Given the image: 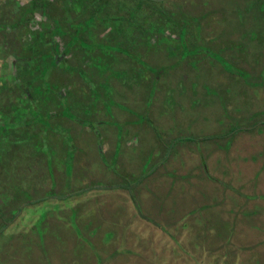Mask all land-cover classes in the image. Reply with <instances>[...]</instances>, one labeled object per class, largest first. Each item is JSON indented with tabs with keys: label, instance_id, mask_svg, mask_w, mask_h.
Returning <instances> with one entry per match:
<instances>
[{
	"label": "rangeland",
	"instance_id": "obj_1",
	"mask_svg": "<svg viewBox=\"0 0 264 264\" xmlns=\"http://www.w3.org/2000/svg\"><path fill=\"white\" fill-rule=\"evenodd\" d=\"M7 1L0 0V12L12 11ZM50 1L64 29L66 13L82 8ZM98 3L91 21L85 22L88 9L69 27L77 37L72 45L66 31L36 45L22 35L25 26L0 38V121L23 91H39L37 107L48 113L45 123L25 126L32 136L0 163V189H11L1 197L8 202L0 199V224L23 205L0 232V264H110L101 256L111 244L100 245L112 205H135L144 220L176 207L172 216L183 220L186 233L208 230L216 245L220 230L236 240L255 221L263 240L264 0ZM21 12L8 14L19 19ZM34 19L37 32L54 24L40 13ZM31 45L53 55L57 50L58 63L44 79L11 77L14 67L28 66L10 54H27ZM250 60L253 66L240 64ZM31 64L34 69L37 62ZM23 130L13 126L5 137H21ZM177 135L192 140L168 148ZM222 170H232V177ZM37 197L45 199L27 203ZM96 205L105 207L99 208L105 227L97 222ZM196 218L202 225L191 227ZM155 228L176 233L173 225Z\"/></svg>",
	"mask_w": 264,
	"mask_h": 264
},
{
	"label": "crops",
	"instance_id": "obj_2",
	"mask_svg": "<svg viewBox=\"0 0 264 264\" xmlns=\"http://www.w3.org/2000/svg\"><path fill=\"white\" fill-rule=\"evenodd\" d=\"M245 63L249 66L255 64L251 60L240 62V64ZM251 69L250 67L249 70H246L252 73L253 69ZM217 73L224 75L225 71L218 69ZM252 81L258 82L257 76ZM175 121L178 122V120ZM115 157H118V155ZM231 171L227 173L228 171L222 170L225 175L232 177ZM251 172L254 173V171ZM253 173L247 174L246 177L256 178V174ZM254 195L256 196L255 193ZM99 208L105 210L104 205H96V214L99 218L97 222L105 227L106 223L102 221L105 217L99 212ZM110 208L114 210L109 214L106 212L109 218L110 230L107 235L105 233L101 234L105 238L102 239L101 236L102 245H100L101 248L111 244L110 253L102 251V254L105 255L101 256L102 259L106 256L110 257V264H120L119 262L121 264H136L135 257H131L136 253L142 259L137 264H264V237H260L263 240L259 239L257 233L258 223L255 221L246 224L245 226L250 227V231L245 228V231L240 233L236 240L220 230L221 235L219 234V236L221 238L217 240L218 245H216L213 244L215 235L208 233V230L192 229L191 233H186L187 230L182 229L183 220L172 216V212L176 207H171L168 211L164 207V212L159 208L160 214L158 216L149 214L150 219L148 220L136 217L135 205H112ZM224 211L225 209H223ZM168 213L171 216L169 219L171 221L167 220ZM80 218H83L82 214H80ZM199 221V218L191 220V227L194 224L197 225ZM135 225L146 228L137 229ZM156 225L160 227L173 225L176 233L174 235L168 234L164 229L155 228ZM198 225H202V220ZM232 225L234 226V223ZM230 243L235 244L231 245ZM9 262L7 261V263Z\"/></svg>",
	"mask_w": 264,
	"mask_h": 264
},
{
	"label": "trees",
	"instance_id": "obj_3",
	"mask_svg": "<svg viewBox=\"0 0 264 264\" xmlns=\"http://www.w3.org/2000/svg\"><path fill=\"white\" fill-rule=\"evenodd\" d=\"M8 4H10L12 6V11L15 12L17 10H22L21 12V17L19 19L14 18V17H10V15L8 13L12 12L10 10H2L0 12V38H2V36L5 35H14L16 29L20 28L21 26H25L27 27V31L26 34H22L25 35V37L27 38H33V40L37 39V44L36 45H40V43L46 42L47 40L50 41H54L55 40V34L58 35V33H68L69 34V39L68 42L72 45L74 44V41L77 39V37H75V32H72L69 30V27L71 26V24L73 23L74 19L80 17L81 13L90 9L91 12L90 14L85 17L86 19V23L91 21L94 17L93 14H91L94 10L98 9V0H68L67 4L65 5V8L67 9L68 7H70L71 3L72 4H79L82 5V8L80 9V11L75 14V15H70L66 10V16L64 17L66 26L64 29V26L62 28V26L60 25V23H62V20H55L54 16H52V12H50L51 7H49V5L51 4L50 0H30V2L28 3V5H20L19 0H8L7 1ZM93 10V11H92ZM36 13H40L42 14L45 18H51L52 21L54 22V24H52L50 27H43L40 31L37 32V30H35L32 25L33 22H35L34 20V15ZM33 14V15H32ZM64 25V24H63ZM4 35V36H5ZM3 36V37H4ZM54 37V40H53ZM3 42L2 39H0V42ZM79 41V40H78ZM39 42V43H38ZM57 42H53V44L55 46H57L56 44ZM82 43V42H80ZM30 52H28L27 54L25 53H21V52H15L12 53L10 55H14L15 60L17 59L18 62L20 63L21 60L24 61V65L28 66V68H22V71H18L17 69H15L14 66H16V62L13 63V67L14 69L12 73V75L10 73H8V75H11V77H18V74H27V78L32 80V79H36V78H42L44 79V76L47 74L50 66H55L58 61L59 58L61 57V53L59 54L56 51V54L53 55L52 53L48 52L45 47L44 48H40L38 49L37 47H34L33 45L30 46ZM66 52V50H65ZM37 59H40L39 61H37ZM37 62L36 67L34 65V69L31 68L29 69V66L32 65L31 62ZM12 67V68H13ZM32 76V77H31ZM30 77V78H29ZM29 81V80H27ZM39 91H36L35 95L32 94V92L30 91H23L20 93L15 94L13 101H11V105L9 106L8 109V114L3 115L4 118H2V121H0V135L4 133V136L2 138H0V163L2 164V160H5L8 158L7 154L10 150V148L12 147H17L21 148V142H25L27 143V141L25 139L30 138L32 135H30V133H27V131L25 130L26 127L29 128H34L35 124L34 122L39 120L43 123H45V118L47 116L48 113H44L41 112L40 109H38L37 107V101L35 100L38 99L39 97ZM24 94V95H23ZM27 94V95H26ZM23 95V96H22ZM3 111L0 110V113H2ZM4 114V113H3ZM264 122V121H263ZM17 125H22L23 126V135L21 137H19L18 135H16V137L18 138H9L8 139L5 137V134L9 132V128H12L13 126H17ZM26 126V127H25ZM154 129H157L154 127ZM208 135V134H207ZM204 135L203 138H208L209 135ZM192 140V138L190 136H175L172 139H170V144L169 147L170 148L174 143H176L179 140ZM5 141V142H2ZM24 144V143H22ZM14 149V148H13ZM4 156V158H3ZM0 164V165H1ZM155 168V165L152 166L148 172H152ZM147 172V173H148ZM141 176H139V179ZM138 179V180H139ZM5 180V179H4ZM3 180V181H4ZM6 182V181H5ZM138 182V181H137ZM12 185L11 182H7V185ZM13 186V185H12ZM128 186L130 187V185L128 184ZM12 188V187H10ZM13 189V188H12ZM11 190V189H10ZM10 190H7L5 188L4 189H0V199L2 200L1 197H5V195L8 196L11 195L10 194ZM14 190V189H13ZM13 192H12V196H13ZM14 197V196H13ZM45 199V197H37L35 199L32 200H28L27 203H34L40 200ZM4 202H8V200H6V198H4V200H2ZM23 205L21 204L20 206H18L15 211H12L10 217H8V219L3 220V222L0 224V232L3 231V229H5L6 226L9 225V222L14 220L15 217L20 213L21 211V207ZM0 210H1V205H0ZM2 211H0L1 214ZM1 218V216H0Z\"/></svg>",
	"mask_w": 264,
	"mask_h": 264
}]
</instances>
